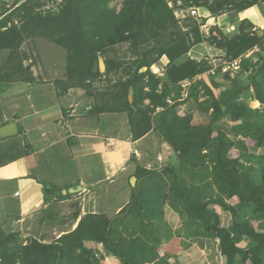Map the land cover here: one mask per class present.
Masks as SVG:
<instances>
[{
  "label": "trees",
  "instance_id": "1",
  "mask_svg": "<svg viewBox=\"0 0 264 264\" xmlns=\"http://www.w3.org/2000/svg\"><path fill=\"white\" fill-rule=\"evenodd\" d=\"M48 1L13 0L0 7V97L7 85L38 81L21 46L44 38L66 52V79L57 81L60 92L84 89L95 115L124 113L133 140L154 131L170 152L160 169L136 167L129 200L117 213L86 212L74 228L50 242L35 236L24 241L8 225L12 219L3 217L8 220H0V264H154L158 247L172 236L162 219L166 204L186 215L190 239L216 241L227 264H264V33L258 36L247 16L264 0H182L185 6L206 8L215 18L228 11L244 15L232 33L217 27L213 33L210 27L209 35L200 30L206 17L188 16L179 23L167 0H120L118 7L112 0H60L45 9ZM203 41L222 51L212 74L211 62L188 54ZM99 54L106 76L99 71ZM239 57L238 71L231 75L229 69L218 81L224 64ZM160 58L166 62L162 75L150 69ZM197 75L201 78L182 87ZM97 80L106 83L105 90L93 86ZM249 99L262 107L251 108ZM185 101L209 119L196 121L188 111L179 115L177 108ZM227 119L235 122V133L241 131L239 139L222 129L219 122ZM5 139L0 138V164L29 154L21 140L1 142ZM233 149L239 151L236 157L229 153ZM55 193L51 187L49 198ZM214 206L229 211L231 225H221ZM79 214L78 208L70 221ZM48 217L49 212L41 220ZM136 217L150 220H142L138 228L128 224L125 233L119 230L117 220L126 226ZM155 223L162 232L153 229Z\"/></svg>",
  "mask_w": 264,
  "mask_h": 264
},
{
  "label": "crops",
  "instance_id": "2",
  "mask_svg": "<svg viewBox=\"0 0 264 264\" xmlns=\"http://www.w3.org/2000/svg\"><path fill=\"white\" fill-rule=\"evenodd\" d=\"M262 8L255 6V11L253 12L252 10V14L247 15L251 19L254 29L257 30L261 28L263 30L264 28V5ZM231 13H223V16L221 15L222 19H220L223 22L220 24H226V17H230ZM238 14L244 18V15ZM215 22L211 23L215 24ZM234 25H236V29H231L232 31L237 30V24ZM211 26L209 25V29ZM216 50L221 52L219 49ZM256 50H258L257 47L253 48L246 56L251 55ZM49 69L51 72L49 76L51 78L50 82L42 83L38 80L32 83H20L26 86L25 90L22 87L16 89L18 84H10L5 87L2 97H0V103L2 102L4 105L6 101L8 104L6 106L7 110L3 108L6 111L0 123L2 121L6 123L15 122L18 130L17 134L6 137L1 142L6 141L9 143L19 139L29 152V154L19 155L18 158L5 164H0V191L2 192L3 184L8 183L4 186L5 189L1 197H4V200H12L16 204L10 213L9 211L6 213L9 219L15 220V217L18 216L17 220H20L31 213L37 217L40 215V219H42L49 211V214L50 212H55L54 215L56 214L59 219L56 218L55 221L57 222L54 225L62 226L65 222L64 218H67L65 213L71 219L72 213L79 208L80 214L78 218L71 222V227L74 228L76 221L83 214L96 212L98 207L100 208L99 202H101L103 197V200L107 201L104 207L105 205L109 206V198L106 197L109 190L117 194L115 187L122 185L121 182H124L125 176L130 174L131 177L138 165L146 167V164H149L152 167L151 169L155 167L161 168L162 166L157 167L158 163L154 162L155 159L147 158L146 164L145 160L141 161L138 159V162L134 158V151L130 146V144L142 143L144 138L150 136L152 131L137 140H133L130 133L131 139L129 138V141L124 140L128 135L125 138L122 137L124 124L123 121H120L121 118L117 117V114L122 113L101 112L95 115L91 112V104L86 99L85 90L71 87L64 93L60 92L57 81L62 78L63 73H60L55 62L51 64ZM45 72H48V69L40 75L42 77L46 76L47 73ZM34 75L39 79V74V77L36 74ZM42 80L44 81L45 79L42 78ZM13 89H16V91ZM10 90H12L11 93L4 95ZM36 92L39 96V98L36 96L38 100H35L32 94ZM41 97L43 98L42 100ZM253 101L259 103L257 100ZM91 118L95 119L90 120ZM202 120H204L203 116L199 121ZM116 132L119 133L115 134ZM109 138L115 141V145L108 143L107 140ZM162 146L164 149L161 152L167 149L164 143H162ZM120 149L123 150L119 151ZM141 149L145 151V155L149 156L150 148L141 146ZM161 152H157L155 158H157V155H162ZM91 158H94L93 164L98 161L99 172L93 171ZM69 170L70 172L72 171V174L69 175V177L71 176V181H75L69 187L79 185L80 190L64 199H58L56 193L49 198L48 194L51 188L49 180L53 178L61 180L62 178L60 177L67 171L69 174ZM116 173H118L117 176L120 177L121 182L117 181V178L113 176ZM130 177L126 181L127 183ZM46 183L49 186L46 187ZM57 183L60 182L57 181ZM104 183L107 185L105 186ZM101 184H103V188ZM60 185L58 187L59 192L67 189V186L63 187V184ZM110 187L115 189H109ZM83 201L84 204L82 203ZM127 202L128 196H126ZM126 203L116 206L113 209L115 213ZM226 212L228 215H220V223L224 227L232 223L231 214L229 211ZM4 214L5 211L0 216L4 217ZM163 220L171 228L172 232L173 229H180L184 224L180 214L167 204L164 206ZM66 224L69 226L70 221L68 220ZM64 231L60 230L58 232L62 233ZM184 240L185 237L180 238L175 235L163 240L158 247V256L154 264H227L226 257L221 253L216 241L197 237L190 239L189 246L184 248L181 243Z\"/></svg>",
  "mask_w": 264,
  "mask_h": 264
},
{
  "label": "rangeland",
  "instance_id": "3",
  "mask_svg": "<svg viewBox=\"0 0 264 264\" xmlns=\"http://www.w3.org/2000/svg\"><path fill=\"white\" fill-rule=\"evenodd\" d=\"M12 2H13V0H0V7L1 8L4 7L5 4H6V6H9V5L12 4ZM59 2H60V0H49L45 4L46 5L45 6V9H48L49 7L50 8H54L55 6H57V4ZM111 4L114 5V6H116V7H118L119 4H120V0H112ZM262 7H263V5H260V8H262ZM254 11H255V9L253 8V12ZM228 12H225L224 14H226ZM183 13H185V12H183ZM232 13L230 14V17H226V24L225 23L220 24L221 22H223V21H220V19H222V16L223 15L222 16L220 15L221 17L218 16V17L215 18V17L211 16L210 13L207 11V9L204 8V7H200V9L198 10V14L196 13L195 15L196 16L199 15V16L206 17V21L203 24L200 25V30L203 31L204 33L205 32L208 33L207 35L210 34L209 25H212L211 26V29H213L212 31L214 33H217V29L214 28V27H217L219 30H221V31H223L225 33L230 34V33H232V30L231 29H236V25H234V24H238L239 21H241L242 18H243L242 16H239L238 13H237V15L235 13L234 14H232ZM184 19H186V18H184ZM208 22H210V23L208 24ZM211 22H215V24L214 23L212 24ZM205 24L207 26H204ZM263 27H264V25H263ZM38 41H40V42H38ZM21 49L22 50L24 49L28 53L29 59H27L25 61V64H27V63H31L32 64L31 65V70H32V72L34 74H36V75L39 74L40 75L43 71H46L48 69V72H45V73H47L46 76L42 77V75H40V77H39V75H38V77H39L38 80L40 82L47 83V82H50L51 81L50 80L51 78L49 77L51 75V72H50V69L49 68L51 67V64L53 62L57 63V67H58L60 73H63V76H62V78L60 80H65L66 79V76H65L66 71H67V69H66V52H65L64 48H62L61 46H59V45H57L55 43H52V42L47 41V39L39 38V40H35L34 45H33L32 42H30V40H27L26 42L23 43V45L21 46ZM198 51H200L199 52V55H198ZM188 54L191 57H196L197 59L206 58L207 61L208 62H211V64L213 66H217L221 62L219 55L222 54V51L221 52H218V50H216V48L214 46H211V45L208 44V42L203 41L201 44H198L197 46H195L192 49H190L189 52H188ZM53 58H57V59H53ZM102 59H103V57H102ZM165 63L166 62L163 60V58L162 59L160 58V59H158L157 61H155L150 66V69L154 73L159 74V75H162L163 74V71H164ZM104 64H105V62H104ZM105 68H106V65H105ZM40 69H42V71H40ZM238 69L231 70V75H234L235 72L238 71ZM198 76H200V75H198ZM204 76L206 78L207 77V74H205ZM220 77H221V74L218 75V76H216V79L218 81H220L221 80ZM42 78H44L45 80L43 81ZM196 80H198V79H196ZM98 81L99 80L95 81V83H93V86H97V88H100L101 91L105 90L106 83L104 81H102V82H98ZM193 81H194V78H193ZM13 84L14 85L15 84H18V85H16L17 86L16 89H18V88L20 89V87H22L23 90H25V87L26 86L24 84H19V83H16V82L13 83ZM222 88L223 87H220L219 90H217V93ZM16 89H13V90L16 91ZM250 90H252V87H250ZM11 92H12V90L6 92V94H4V95H7V94H9ZM32 94H33L34 99L35 100H38V98H39L38 93L36 92V93H32ZM186 94H187V90L184 92L183 97H186ZM36 96H38V98ZM47 96L49 97L48 94H47ZM8 97H9V95H8ZM42 99L43 98L41 97V100ZM201 99L203 100L204 97H200L199 100H201ZM91 102H92V99L90 98V104H91ZM247 103H248V105L251 108H261L262 107V104L260 102L259 103H256V101H253V100L251 101L250 99L247 101ZM1 104H2V102L0 103V121L4 117L5 111L7 110L6 109V106L8 105L6 101L4 102V105L2 104V106H1ZM91 106H92V104H91ZM3 108L6 109V110L4 111ZM187 111L193 114V117H194V119L196 121L197 120L199 121L200 119H202V116H203L204 121H207L209 119V114L208 113H204L203 114L201 112V110L196 107V105L192 106L191 103L188 102V101H185V102L181 103L178 106V108H177V112H178L179 115H184L185 112H187ZM117 115H118L117 117L119 119L121 118L120 121H123V124H124L123 125V131H122V137L125 138L128 135L127 136L128 138L126 137L124 140L129 141V138H130V135H129L130 134V128H129V125H127L128 123L126 124V122H127L126 114L122 113V114H117ZM18 117H19V115H18ZM94 119L95 118H91L90 120H94ZM219 123L223 124V128L222 129L225 131V133L230 138L239 139L241 131L240 130H237L238 133H235L233 131V129H232V127L235 124V122L227 119V120H222ZM118 133L116 132L115 134H118ZM140 144H135V145L130 144L131 149L134 151V155H135L134 158L137 161H138V159H140L141 161L142 160H145V164H146V162L148 161V159H152V160L155 159L154 162L156 161L158 163L157 164V167L158 166H163V164H165V160L167 158V154L170 151L168 149H166L165 151H162L161 152V150H163L164 147L162 146V142L158 138V135L154 131L151 132L150 136H148L147 138H144V140ZM141 146H143L145 148L146 147L147 148H150V150H149V156L148 155H145V153H144L145 151H142ZM122 150L123 149H120L119 151H122ZM159 151L162 153V155H157V158H155L157 152H159ZM238 152L239 151L237 149H233V150H230L229 153H230L231 156L236 157L238 155ZM165 153H167V154H165ZM164 155H165V157H164ZM144 158H146V159H144ZM164 158H165V160H164ZM135 159H133V160H135ZM91 160H92V162H91V165H92L94 163V158H91ZM137 161H133V162L138 163L139 161L138 162ZM178 163H180V161ZM146 167L148 169L149 168H152V167H150L149 164H146ZM92 168H93V171H98V172L100 171L98 161H97V163H95V164L92 165ZM64 171H65V169H64ZM70 174H72V171L70 172V170H69V174H68V171H67V172H65L64 175H62V177H60V178H62L61 180H56L54 178L51 179V180H49L50 187H52L53 190L56 192V197H60V195H65L66 194V193H63V190L60 191L61 193L57 190V189H59L58 187L61 186L60 184H63V187L67 186V190H68V188H69L68 186L71 185V184H73V183H75V181H71V176L69 177ZM117 175H118V173L114 174L113 176L115 178H117V181H120V177L117 176ZM129 177H130V174H129V176H125L124 182L123 181L122 182L120 181L121 184H122L121 186L115 187L116 188V191H117V194H114V193L111 192V190H109L108 195H106V197L109 198V200H108L109 203H110L109 206H106L105 205V207H104V204H107L106 203L107 201H104L103 200L104 197H103L101 199V202H99L100 203V208L98 207V209L96 210V212L97 211H104V210H106L105 212H107L109 215H113L115 213V211L113 209L116 208V206H119L122 203H126V196H128V200H129V197H130V194H131V191H132V187L134 186V185L131 184V181L130 180H129V183L130 184H128L126 182V181H128ZM57 181H59L60 183H57ZM134 183H135V180H134ZM6 184H8V183L3 184L2 188H1L2 192L4 191V189H5L4 186ZM104 185L106 186L107 184L104 183ZM102 186H103V184H101V187ZM111 188L115 189L114 187H110L109 189H111ZM107 190H108V188H107ZM2 192L0 191V215L2 216V213L5 211L4 217L8 218L6 213L8 211L10 213V211H12L13 207L16 204L12 200L11 201L4 200V197H1V194H3ZM74 194L75 193H72V195H74ZM69 196L70 195H68L67 197H69ZM82 203L84 204V201ZM156 203L157 204H161L160 201H157ZM152 204H153V202L150 203V206ZM214 208L218 211V213L221 216L222 215H225V214L228 215V213L225 210L221 209L220 207L214 206ZM180 209H181V207H180ZM142 210H143V213H145V212L148 211V207L147 206H144ZM178 213H179V211H178ZM65 215H67V218L66 219L64 218V221L65 222H64V225H62V226L54 225V224H56V221L54 220L55 218L51 217L50 214H49V217L48 218L41 220L40 219V215L38 217L36 215L33 216V213H31V214H29L27 216H24L20 220H17V219L14 220V219H12L8 225L11 226L10 228H11V230L13 232L14 231H18L20 233V235H21V238L24 241L27 238H29L30 236H35L38 239H41L43 242H50V241L54 240L55 238H57L59 236V234H62L63 233V232L62 233H59L58 231H60V230H65L66 231L68 229H72L73 228V227H71L72 224L69 225V226L66 224L68 220L70 221V219H69L70 217H69V215L67 213H65ZM125 217H127V215H125ZM181 217H182V219L184 221V224H183V226L180 229H176V230L173 229L172 235H175L177 237L183 238L184 237L183 234L186 233L185 240L183 242H181L182 245H183V247L186 248V247L189 246V242H190V238L189 237L192 236V234H191L192 233V228H191V226L187 222L186 215H185V217H183L181 215ZM56 218L58 219L57 216H56ZM60 218H61V216H60ZM136 218H137L136 221L134 219H129V221L127 222L126 226H125V224H123V225L120 224L119 225V222L117 220V225H118L119 230L122 231L123 233H125V231H126V229L128 227V224H130V225L131 224H134L135 228H138L140 226V222L142 220H144V219L145 220H150L149 219L150 217H144L143 219H141L140 217H136ZM0 220L1 221H4V220L7 221L8 219H4L3 217H0ZM126 221H127V219H126ZM122 222L124 223V220H122ZM70 223H71V221H70ZM124 226H125V228L123 229ZM154 226L155 227H153V229H155L156 231H159V232H162L163 231L161 228H158L157 227L158 225L156 223L154 224ZM253 226L254 227H257V222L256 221H253ZM180 233H182V234H180ZM239 245H241L243 247L245 246V244L243 242H240Z\"/></svg>",
  "mask_w": 264,
  "mask_h": 264
},
{
  "label": "built area",
  "instance_id": "4",
  "mask_svg": "<svg viewBox=\"0 0 264 264\" xmlns=\"http://www.w3.org/2000/svg\"><path fill=\"white\" fill-rule=\"evenodd\" d=\"M167 4L172 9L174 16L176 17V19L178 20L179 23L184 18H186L188 16H194V17L199 16V15H197V16L195 15L196 13L198 14V10H199L196 6H185L183 4L182 0H176V1L167 0ZM183 12H185V13H183ZM204 26H207V25L205 24ZM205 34L207 35L208 33L205 32ZM263 43H264V40H263ZM240 61H241V59L237 58L230 63L224 64V66L221 69V73H224L229 69H231V70L238 69L240 66ZM214 71H215V69L212 68L208 71V73L212 74V73H214ZM200 78H201V75L200 76L197 75V77L196 76L194 77V81L196 79H200ZM192 82H193V79H192V81L185 80L182 82V87H184V89H186L190 85V83H192ZM157 109H160V108H157ZM107 141L109 144L115 145V141L113 139L109 138Z\"/></svg>",
  "mask_w": 264,
  "mask_h": 264
},
{
  "label": "water",
  "instance_id": "5",
  "mask_svg": "<svg viewBox=\"0 0 264 264\" xmlns=\"http://www.w3.org/2000/svg\"><path fill=\"white\" fill-rule=\"evenodd\" d=\"M263 34V30L262 29H258L257 30V35L258 36H262ZM98 67H99V71L104 75L106 76V68H105V64H104V61L101 57V55L99 54V58H98ZM146 67H142V70H145ZM127 97H128V100L129 102L131 103L132 100H133V88L132 87H129L128 89V93H127ZM17 125L15 122H8L4 125H1L0 126V138H6V137H9V136H13L15 134H17ZM134 180H135V177L134 176H131L130 177V181H131V184L134 185ZM80 190V186L79 185H75V186H71L68 188V190L64 189L63 193H76L77 191Z\"/></svg>",
  "mask_w": 264,
  "mask_h": 264
},
{
  "label": "clouds",
  "instance_id": "6",
  "mask_svg": "<svg viewBox=\"0 0 264 264\" xmlns=\"http://www.w3.org/2000/svg\"><path fill=\"white\" fill-rule=\"evenodd\" d=\"M239 58L241 59V57H239ZM215 67H216V66H212L210 69H212V68H214V69H215ZM210 69H209V70H210ZM219 74H221V75H222V73H221V72H220ZM158 108H160V107H158ZM70 194H71V193H70Z\"/></svg>",
  "mask_w": 264,
  "mask_h": 264
}]
</instances>
